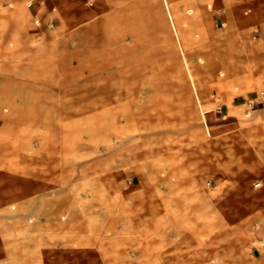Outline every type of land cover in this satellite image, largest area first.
I'll return each instance as SVG.
<instances>
[{"label":"rangeland","instance_id":"obj_1","mask_svg":"<svg viewBox=\"0 0 264 264\" xmlns=\"http://www.w3.org/2000/svg\"><path fill=\"white\" fill-rule=\"evenodd\" d=\"M264 0H0V264H264Z\"/></svg>","mask_w":264,"mask_h":264},{"label":"crops","instance_id":"obj_2","mask_svg":"<svg viewBox=\"0 0 264 264\" xmlns=\"http://www.w3.org/2000/svg\"><path fill=\"white\" fill-rule=\"evenodd\" d=\"M257 112H260V114L264 113V106L257 108Z\"/></svg>","mask_w":264,"mask_h":264}]
</instances>
